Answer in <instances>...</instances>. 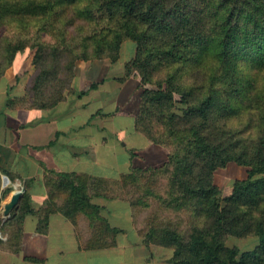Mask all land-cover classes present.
Returning a JSON list of instances; mask_svg holds the SVG:
<instances>
[{
  "label": "trees",
  "instance_id": "16d2710c",
  "mask_svg": "<svg viewBox=\"0 0 264 264\" xmlns=\"http://www.w3.org/2000/svg\"><path fill=\"white\" fill-rule=\"evenodd\" d=\"M6 28L15 32L0 34V79L19 52L33 49L37 73L28 100L41 108L64 100L66 90L76 93L79 60L116 62L123 42H135L120 78L137 76L143 87L135 127L170 151L164 164L134 167L118 183L135 213L153 196L160 210L188 215L182 227L155 211L139 229L143 243L172 249L173 264H264V0H0V31ZM15 101L9 96L6 105ZM231 161L247 166L248 175L222 196L215 172ZM49 173L45 206L36 209L27 188L14 208L5 250L20 251L28 215L37 217V232L47 233L56 212L77 229L86 217L85 249L117 245L124 230L92 199L110 197V179ZM158 175L167 176L164 192L154 189ZM131 188L142 193L132 196ZM10 192L3 188L2 197ZM250 235L259 237L252 249L226 243L228 236Z\"/></svg>",
  "mask_w": 264,
  "mask_h": 264
},
{
  "label": "rangeland",
  "instance_id": "374dc122",
  "mask_svg": "<svg viewBox=\"0 0 264 264\" xmlns=\"http://www.w3.org/2000/svg\"><path fill=\"white\" fill-rule=\"evenodd\" d=\"M14 32L15 29L6 28L5 30L2 29L0 34H13ZM44 38L48 40L51 39L50 35L46 33L44 34ZM33 54L34 50L29 47L19 52L14 64L6 70L4 76L0 79V240L2 241V243H0V248L3 250H5L6 241L12 231V227L9 225L8 221L14 208L18 205L17 204L10 212L6 213L5 203L7 205V201L17 188L21 189L25 186L26 189L28 188L30 191V186L33 185L34 180H39L45 184L50 170L66 171L64 168L67 166L70 172H86L93 176L109 178L113 187L109 192L110 197L106 198L113 199L120 197L129 202V198H127L125 194L126 192L118 183L120 175L129 172L134 167L145 169L147 167L160 166L167 161L170 151L167 145L150 140L140 131L136 130L143 136H130L129 127L131 124L129 125L128 122L133 119L134 128H136L135 122L140 109L143 87L141 86L140 78L137 76L131 75L124 81L120 78L124 76L125 63L130 61L136 54L135 42L132 40L123 42L120 58L116 62H112L109 58L91 61L79 60L75 69V76L71 82V86L73 89H76V93H69V90H66V98L52 108H41L32 104L31 100H28L30 98L28 89L32 86L33 78L37 73V68L33 64ZM95 82L98 83V86L92 88L91 85ZM81 90H86L87 92L79 96ZM9 96L17 98V101H15L17 103L14 104V106L6 105ZM77 96L80 98H77ZM18 98L23 99L18 100ZM54 108L55 110H53ZM73 108L83 109L80 111L76 110L78 118H68L67 123H64L65 125L77 122L81 118L90 117L93 113H98L94 118L97 129L84 125L79 129H75L74 133L68 134L66 138H62V140L66 142L68 138H72L74 135L77 136L75 139H72L70 144L66 142L63 147L64 150H68L71 153L75 152L73 155L74 157L70 156L67 152H59L62 148L61 144L57 145L58 142L56 143V141L55 144L54 141H52L53 138H51L50 143L55 144V149H53L57 152L56 155H58L55 158L56 161H54L52 157L40 159V156H38L39 154L45 155L44 146H38L35 149L32 144H28L29 139L27 133L35 125H40L39 127H42V129L36 128L33 130L37 137L34 140H30L34 143L48 140L52 134V128L48 127L51 125L47 124L44 126L41 123L48 122L50 119L47 118L51 115L71 113ZM125 114H130V118ZM120 116H124V120H126V125L123 127L124 129L121 133L118 132L119 124L117 123L122 119ZM113 117L116 120V125H113L111 122ZM91 129L96 133H94V139L89 138L92 134ZM89 132H91V134H88ZM79 134H83L84 137L79 138ZM59 136L56 139H59ZM126 142L127 145L123 144ZM91 143L94 144L96 148V156L93 152L91 153ZM106 143L115 146L116 153L114 157L111 156L112 147ZM124 151L128 153L125 156L122 153ZM30 154L37 160L35 167H32V173L27 172L25 167H23L27 166L24 158L27 160ZM23 156L26 157L23 158ZM74 158H77V160H74ZM16 160L19 165H17V163L15 167L13 164ZM60 162L63 164L60 165ZM54 167H57V170ZM73 168L76 170H73ZM2 169L18 173L21 177L11 179L7 174L2 172ZM115 171L118 172L116 173V177L113 176ZM247 175L248 167L233 161L229 162L225 167L218 168L215 172V182L222 190L221 195L224 196L229 194L232 191L234 181L239 178H245ZM156 177H158L160 183L158 182V184L154 186V189H159L164 192L163 189L164 185L167 184V176L158 175ZM152 183L155 184L156 182L152 181ZM5 187H10L11 192L6 197H2V191ZM38 191L39 190L36 192L38 193ZM91 193H94V189H91ZM141 193V191H136L131 188L132 196ZM92 195V199L97 202L102 197H105L95 193ZM47 198L41 206L35 208L40 209L44 207ZM62 200L63 197L61 196L57 199V202L62 204ZM149 200L151 206L143 207L136 213L133 211L130 202L129 205L125 202L122 203L121 208L118 207V210L114 208V206L110 207L108 219L110 221L111 218L114 222L112 224L110 221V223L119 228L122 226L124 231L127 230L131 239L134 238V233H139V229L145 227L147 217L155 213V211H159L160 217H171L173 220H181L182 227L187 225L188 215L186 213L169 209L160 210L159 202L155 200L153 196H150ZM35 201H37V199H35ZM123 205H125V207ZM103 213H106L105 207ZM80 225L78 229L77 227L75 228L76 232L86 233L87 237H89L91 234L89 221H82ZM36 226L37 217L35 215H28L23 225L19 252H21L25 229L30 228V231L37 232ZM258 242L259 237L251 235L247 237L228 236L226 239L228 245L237 246L242 250L252 249Z\"/></svg>",
  "mask_w": 264,
  "mask_h": 264
},
{
  "label": "crops",
  "instance_id": "0c3cea01",
  "mask_svg": "<svg viewBox=\"0 0 264 264\" xmlns=\"http://www.w3.org/2000/svg\"><path fill=\"white\" fill-rule=\"evenodd\" d=\"M77 98H80L77 96ZM83 108H73L71 113L68 114H54L51 115L48 122L41 123L44 126L47 124H50L51 126H48L49 128H52L51 136L48 140L42 141L40 143H34L30 139L34 140L37 136L34 133V129L39 128L42 129V127H39L40 125H35L29 132L27 133L29 142L28 144H32L35 149L38 146H44V156H40L41 159H47L48 157H52L54 161L56 156V151L54 150V145L57 143V145L61 144V151L59 152H67L70 156L74 157V153H71L68 150H64V144L68 142L69 144L72 142V139H75L77 136L74 135L72 138H68L66 142L62 140V138H66L68 134L74 133L75 129H79L80 127L85 126H91V128H96V122H94V118L98 113L91 114L90 117L87 118H81L79 121L74 122L72 124H64L67 123L68 118L75 119V117L78 118V114L76 110H82ZM55 110V108L53 109ZM130 118V114H125ZM122 119L118 121V132L121 133L123 131V127L126 125V120H124V116H120ZM97 120V119H96ZM111 122L113 125H116V120L113 117L111 119ZM128 124L131 126L129 127L130 136L136 137L143 136L142 134L138 133L136 131V128H134V120L129 121ZM53 126V127H52ZM47 127V128H48ZM71 131V132H70ZM88 134H91L90 139H94L95 131L92 130ZM95 133V134H94ZM59 134V135H57ZM57 135V136H56ZM53 136V137H52ZM60 137L59 139H56L57 137ZM79 138H83V134L78 135ZM145 137V136H144ZM53 138L52 141H56L55 144H51L50 140ZM141 138V137H140ZM146 138V137H145ZM39 140V139H38ZM108 144V143H106ZM127 145L126 143H123ZM112 147L111 149V156H115V146L113 144H108ZM54 148V149H53ZM58 149V148H57ZM41 151V150H40ZM96 148L94 144L91 143V153L96 156ZM127 151L122 152L124 156L128 153ZM120 154V153H119ZM36 156V155H35ZM26 156H23V158ZM28 159L24 160L26 161L27 166L25 169L27 172L32 173V167H35V164L37 160H35L34 156L28 155ZM119 158V156H118ZM74 160H77V158H74ZM18 163L16 160L13 166ZM63 164L60 162V165ZM19 165V163L17 164ZM113 165V164H111ZM57 170V167H54ZM62 169V168H60ZM66 171H68V167L64 168ZM130 169V168H129ZM59 170V169H58ZM73 170H76L73 168ZM116 172L113 174V176L116 177ZM109 179V178H108ZM34 185V186H33ZM32 186H30V193L32 198V203L34 207L41 206L42 203H44L45 199L48 196V190L44 183H42L39 180H34ZM37 190L38 193L36 192ZM37 199V201H35ZM95 203L100 204L103 206V209L105 207L104 215L108 218L109 209L110 207L121 208L122 203H128L127 200L122 199L120 197L118 198H106L102 197L100 200L95 201ZM118 202V203H117ZM38 203V204H37ZM125 207V205H123ZM119 207V208H118ZM116 210V211H117ZM126 210V209H125ZM131 211V208H130ZM132 214V212H131ZM110 218V217H109ZM85 216H81L79 219V227L82 224V221H86ZM111 223L114 222L111 220ZM122 226H120L121 228ZM74 224L67 218H65L61 213H55L51 216V222L49 231L47 233H38L34 231H30V228L25 229V233L23 235V243L21 252L19 253H13L9 252L7 250H3L0 248V264H173L170 261V258L173 255V250L170 248H165L159 245L150 244L147 245L143 243L142 241V235L140 233H134V238L131 239L127 233V230L123 233H120L118 237V243L115 246L111 247H105V248H99V249H85L82 246V242L86 240L87 234L86 233H77L75 230ZM123 229V227H122ZM126 229V228H124ZM137 229V227H136ZM82 232V231H81ZM80 237V238H79ZM28 257H34L37 258V261H33L28 259Z\"/></svg>",
  "mask_w": 264,
  "mask_h": 264
},
{
  "label": "water",
  "instance_id": "95a60500",
  "mask_svg": "<svg viewBox=\"0 0 264 264\" xmlns=\"http://www.w3.org/2000/svg\"><path fill=\"white\" fill-rule=\"evenodd\" d=\"M25 190H26V187L23 186L18 192L14 191V193H12V195L9 199L13 204L9 206V205H6V203H5V208H6L5 212L6 213L10 212V210L19 203L20 198L23 195V193L25 192Z\"/></svg>",
  "mask_w": 264,
  "mask_h": 264
},
{
  "label": "bare ground",
  "instance_id": "6f19581e",
  "mask_svg": "<svg viewBox=\"0 0 264 264\" xmlns=\"http://www.w3.org/2000/svg\"><path fill=\"white\" fill-rule=\"evenodd\" d=\"M20 190V188H17L16 190H15V192H18ZM13 203L10 201V199L7 201V205H12Z\"/></svg>",
  "mask_w": 264,
  "mask_h": 264
}]
</instances>
